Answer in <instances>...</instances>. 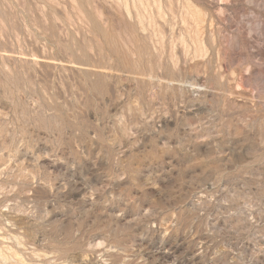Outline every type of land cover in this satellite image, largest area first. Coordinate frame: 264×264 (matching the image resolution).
Returning a JSON list of instances; mask_svg holds the SVG:
<instances>
[{"label": "rangeland", "instance_id": "obj_1", "mask_svg": "<svg viewBox=\"0 0 264 264\" xmlns=\"http://www.w3.org/2000/svg\"><path fill=\"white\" fill-rule=\"evenodd\" d=\"M0 264H264V0H0Z\"/></svg>", "mask_w": 264, "mask_h": 264}]
</instances>
